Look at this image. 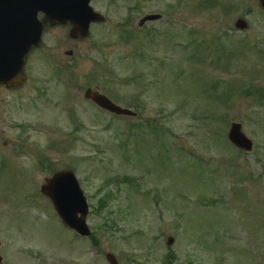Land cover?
<instances>
[{
    "label": "rangeland",
    "instance_id": "obj_1",
    "mask_svg": "<svg viewBox=\"0 0 264 264\" xmlns=\"http://www.w3.org/2000/svg\"><path fill=\"white\" fill-rule=\"evenodd\" d=\"M243 1L251 14L203 0H94L107 22L69 43L56 27L64 46L49 47L48 34L26 83L0 85L1 264H109L108 251L123 264H264V10ZM158 11L168 15L138 25ZM65 48L74 55L54 64ZM92 85L153 111L99 113L84 98ZM140 118L158 123L133 133ZM234 121L253 151L228 140ZM66 166L92 203L89 237L40 192Z\"/></svg>",
    "mask_w": 264,
    "mask_h": 264
},
{
    "label": "water",
    "instance_id": "obj_2",
    "mask_svg": "<svg viewBox=\"0 0 264 264\" xmlns=\"http://www.w3.org/2000/svg\"><path fill=\"white\" fill-rule=\"evenodd\" d=\"M90 0H0V82L17 85L25 79L24 65L28 52L41 41L44 24L38 19V12H47V17L60 21H71L85 34L93 20L103 17L89 5ZM239 26H245L239 23ZM84 29V30H83ZM87 95L103 106L118 113L132 114L133 111L114 104L103 94L89 89ZM229 137L239 146L251 148L252 142L241 131V124L234 122ZM45 194L51 197L64 221L88 234L85 224L87 205L83 203L75 175L70 170L56 173L42 186ZM82 212V216H79ZM110 264H118L114 254L108 253Z\"/></svg>",
    "mask_w": 264,
    "mask_h": 264
},
{
    "label": "flooded vegetation",
    "instance_id": "obj_3",
    "mask_svg": "<svg viewBox=\"0 0 264 264\" xmlns=\"http://www.w3.org/2000/svg\"><path fill=\"white\" fill-rule=\"evenodd\" d=\"M180 1H181V6L184 9H186L187 8V0H180ZM138 2H140V0H136V6L138 5ZM203 2H204V4H207V5L211 4V5H215L216 7H221V8H223L225 10V12L226 11L228 12L229 9L231 8V6H235L234 9H239V8H244L245 7L246 11L249 14H251L253 12V9L251 8L252 3H251V6H250V4H248L247 2H244L243 0H229L228 3H231V5L226 4L225 2H220L219 0H217L215 2H213L211 0H203ZM258 2H259V5H260V8L262 10H264V7L262 6L263 5L262 0H258ZM153 13H155V12H153ZM158 13L163 15V16H161L162 18L164 17V14H166L163 11H158ZM166 15H168V14H166ZM43 16H44V14H41V17H43ZM237 19H244L245 20V19H250V18H249V16L247 14H244V13L241 12L240 14L237 15ZM245 22H246V20H245ZM246 24H247V22H246ZM249 25L251 26V24H249ZM56 27L65 30V32L67 30L66 38H65L66 43L67 42L69 43L70 40H83L84 39V37H81V36L70 37V30H71L72 26H70L68 24H62L60 22H57L56 24L51 25L48 22V24L46 26V29H45V32H44V40H45V38L47 37L48 34H51L55 38V41L53 42V44L49 46L52 49L53 48H57V47L58 48H62L64 46V39H62L61 37H58V35L55 33V31L57 29ZM36 50H38V49H34L33 52L36 51ZM62 52H63V54H62ZM72 53H73V50L71 48H69V49L65 48V49L59 50L58 56L54 59V64L67 65L66 62H65V59L67 57L73 56L74 54L71 55ZM97 86L100 87V85H95V87H97ZM104 111L108 112L105 109H104ZM2 245H0V250H1ZM6 261H7V259H3V260L0 261V264L3 263V262H6Z\"/></svg>",
    "mask_w": 264,
    "mask_h": 264
}]
</instances>
